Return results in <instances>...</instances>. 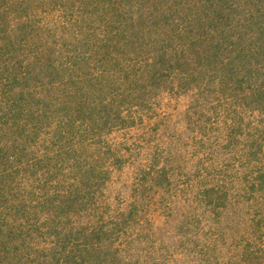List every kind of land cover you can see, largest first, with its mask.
Segmentation results:
<instances>
[{"label": "trees", "instance_id": "obj_1", "mask_svg": "<svg viewBox=\"0 0 264 264\" xmlns=\"http://www.w3.org/2000/svg\"><path fill=\"white\" fill-rule=\"evenodd\" d=\"M0 264H264V0H0Z\"/></svg>", "mask_w": 264, "mask_h": 264}]
</instances>
